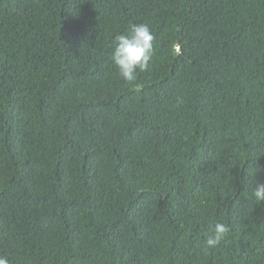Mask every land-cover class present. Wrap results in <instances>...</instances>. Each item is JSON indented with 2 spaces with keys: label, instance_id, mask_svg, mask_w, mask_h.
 Masks as SVG:
<instances>
[{
  "label": "trees",
  "instance_id": "16d2710c",
  "mask_svg": "<svg viewBox=\"0 0 264 264\" xmlns=\"http://www.w3.org/2000/svg\"><path fill=\"white\" fill-rule=\"evenodd\" d=\"M139 23L132 87L111 53ZM262 183L264 0H0L8 264H264Z\"/></svg>",
  "mask_w": 264,
  "mask_h": 264
},
{
  "label": "clouds",
  "instance_id": "9594fccd",
  "mask_svg": "<svg viewBox=\"0 0 264 264\" xmlns=\"http://www.w3.org/2000/svg\"><path fill=\"white\" fill-rule=\"evenodd\" d=\"M155 37L146 23L132 24L128 33L117 34L114 37L115 47L111 53V61L121 80L135 87L140 73L150 72L153 60V41ZM183 99L178 98L176 106L180 107ZM252 195L257 203L264 201V183L257 184ZM230 227L224 222H214L210 225L205 246L215 249L226 242ZM0 264H8V260L0 257Z\"/></svg>",
  "mask_w": 264,
  "mask_h": 264
}]
</instances>
